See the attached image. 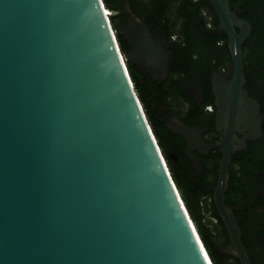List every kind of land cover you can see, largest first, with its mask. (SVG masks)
<instances>
[{
  "label": "water",
  "instance_id": "1",
  "mask_svg": "<svg viewBox=\"0 0 264 264\" xmlns=\"http://www.w3.org/2000/svg\"><path fill=\"white\" fill-rule=\"evenodd\" d=\"M208 1L231 53L228 75L213 76L228 91L221 141L206 144L175 113L164 123L187 141L195 176L203 167L193 150L221 151L214 199L231 243L219 251L252 264L225 202L232 155L263 135L244 89L252 27L230 0ZM106 9L104 0H0V264H213L128 69L164 83L174 62L167 34L130 0ZM187 90L200 103L201 90Z\"/></svg>",
  "mask_w": 264,
  "mask_h": 264
},
{
  "label": "flooded vegetation",
  "instance_id": "2",
  "mask_svg": "<svg viewBox=\"0 0 264 264\" xmlns=\"http://www.w3.org/2000/svg\"><path fill=\"white\" fill-rule=\"evenodd\" d=\"M196 1L199 2L200 0ZM131 9L133 11L132 6ZM134 9L140 10L137 6H134ZM149 11L154 12L155 16L160 18H149L144 12H139L137 15L144 14L148 25H151L154 31L166 33L168 37V32L155 29V24L158 25L160 23V25L167 28L175 25L185 28L187 26V22L184 21L185 16L188 13L195 14L197 9H190L187 13L186 8L180 11V9L176 8L175 3H172L169 8H165L162 5L161 7L153 6ZM172 12L174 13L173 15ZM201 15L208 23L205 25L202 21L200 28H197L200 34L202 31L207 35L206 38L202 35L199 36L200 43L203 41L207 45L212 44L216 34L220 36L226 34L219 31V21L216 26L212 23L215 21L208 11L201 13ZM117 20H122L120 24L122 25L125 22V17H119ZM185 33L183 32L179 37L175 36V40H184L186 38ZM229 55L230 60H221V63H223L221 68L198 67L193 72L187 68L173 69L172 65L168 79L161 84L154 82L146 74V71H140L142 78L139 79L141 87L139 96L142 98L146 111L151 113L157 122L165 128L164 120L172 118L175 113L182 123L200 128L202 130V139L206 144L215 145L219 143L222 138V134L218 129V119L222 111L220 106L227 97L228 91L226 89L216 90L213 85V76L214 71L222 78L228 75L227 65L231 61L230 51ZM242 55L245 72L243 49ZM195 58L197 59L198 56H195ZM212 63L217 64L218 60L214 59ZM245 78L244 89L251 99L258 102L260 107L259 114L264 116V73L259 75L256 82H252V77L249 79L246 72ZM183 83H185L184 89H181ZM190 84L196 85L201 90L200 103L196 102L188 94L187 87ZM207 103H210L209 106L212 107V111L206 110L205 105ZM261 130L263 134L261 139L254 142L247 141L244 149L238 150L232 155L229 165L228 191L225 199L226 204L234 210L236 223L241 230L242 236H249L248 239L246 238V245L252 248L255 253V264H264V121L262 122ZM171 134L169 136L170 142L167 145L168 150H174V152H170L172 158L171 166L176 168V170H181L185 166L190 168L189 178L191 186L198 191L197 195L200 196L201 202L208 206L209 211L207 214L210 217L213 229L217 234L221 235L223 243L230 244L229 231L214 199V189L218 184L220 161L222 159L221 151L212 149L206 155H202L196 149L193 150L203 167L202 174L195 176L193 161L188 157L187 141L179 135ZM236 136L240 140L244 138L240 133H236ZM175 150L183 152L185 159H182V164H180V159ZM209 171L213 174L212 179L208 177L207 172ZM207 183L209 184L207 185Z\"/></svg>",
  "mask_w": 264,
  "mask_h": 264
},
{
  "label": "trees",
  "instance_id": "3",
  "mask_svg": "<svg viewBox=\"0 0 264 264\" xmlns=\"http://www.w3.org/2000/svg\"><path fill=\"white\" fill-rule=\"evenodd\" d=\"M130 2L135 14L144 12L149 16V18L153 19L160 18L159 16H155L154 12L149 11L153 8V6L161 7L162 5L165 6V8H169L172 3H175L178 10L180 9L181 11L186 8L187 13L190 9H197L195 14L188 13V15L185 16L184 21L187 22V26L185 28L179 27L178 25L167 28L160 25V23H158V25L154 23L155 29L165 30L168 32L169 46L174 54L173 69L187 68L189 71L194 72L198 67L221 68L223 66L221 60H230L228 38L226 34L222 36L216 34L215 40L212 44L207 45L203 41L200 43L199 36L202 35L206 38L207 35L202 31L200 34L197 28H200V23L202 21L205 25L208 23V21L202 17L201 13L208 11L215 21L212 23H214L215 26L218 24L216 13L208 0H200L199 2L195 0H130ZM104 4L106 5L108 11H118L122 6V0H104ZM230 5L232 9L238 8L243 10L244 13L240 15V17L248 21L252 27V33L243 44L242 49L245 55L244 62L246 75L249 79L252 77V82H256L259 75L264 73V0H230ZM134 6L139 7L140 10L138 11L134 9ZM173 14L174 13L172 12V15ZM111 22L114 28H117L120 26L122 20L111 19ZM183 32H186V38L184 40H175V36L179 37V35L183 34ZM118 41L123 52L130 49L129 44L123 41L121 37L118 38ZM195 56H198L199 59H196ZM214 59L218 60L217 64L212 63ZM128 69L134 82L135 89L139 95V93H141L139 79L142 78V74L131 64H128ZM184 85L185 83L182 84L181 89H184ZM209 105L210 103H207L205 108ZM146 114L167 161L172 178L181 194L190 218L198 231L200 239L212 263L241 264L239 260L224 255L219 251L230 244L223 243L221 235L217 234L213 229L210 217L207 214L209 211L208 206H205L201 202L200 196L197 195L198 191L191 186L189 178L190 168L185 166L181 170H176V168L171 166L172 158L170 152H174V150H168L169 148H167V145L170 142L169 136L172 134L164 126L160 125L151 113L146 111ZM175 153L180 159V164H182V159H185L183 152L175 150ZM207 174L209 179L213 178L211 171L207 172ZM208 184L209 183H207V185ZM246 238L248 239L249 236H242L244 247L252 264H255V253L252 248L246 245Z\"/></svg>",
  "mask_w": 264,
  "mask_h": 264
},
{
  "label": "built area",
  "instance_id": "4",
  "mask_svg": "<svg viewBox=\"0 0 264 264\" xmlns=\"http://www.w3.org/2000/svg\"><path fill=\"white\" fill-rule=\"evenodd\" d=\"M195 1H196V0H195ZM109 13H110L109 11H106L107 16L110 15ZM206 110H207V111H212V107H211V106H208V107L206 108Z\"/></svg>",
  "mask_w": 264,
  "mask_h": 264
},
{
  "label": "snow or ice",
  "instance_id": "5",
  "mask_svg": "<svg viewBox=\"0 0 264 264\" xmlns=\"http://www.w3.org/2000/svg\"><path fill=\"white\" fill-rule=\"evenodd\" d=\"M202 251H203V249H201ZM205 258H207V257H205Z\"/></svg>",
  "mask_w": 264,
  "mask_h": 264
},
{
  "label": "rangeland",
  "instance_id": "6",
  "mask_svg": "<svg viewBox=\"0 0 264 264\" xmlns=\"http://www.w3.org/2000/svg\"><path fill=\"white\" fill-rule=\"evenodd\" d=\"M107 11H108V9H107Z\"/></svg>",
  "mask_w": 264,
  "mask_h": 264
},
{
  "label": "bare ground",
  "instance_id": "7",
  "mask_svg": "<svg viewBox=\"0 0 264 264\" xmlns=\"http://www.w3.org/2000/svg\"><path fill=\"white\" fill-rule=\"evenodd\" d=\"M107 10V9H106Z\"/></svg>",
  "mask_w": 264,
  "mask_h": 264
}]
</instances>
